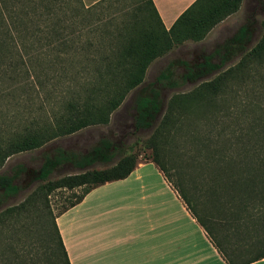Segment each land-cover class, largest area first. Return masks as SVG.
Segmentation results:
<instances>
[{
	"label": "trees",
	"instance_id": "trees-1",
	"mask_svg": "<svg viewBox=\"0 0 264 264\" xmlns=\"http://www.w3.org/2000/svg\"><path fill=\"white\" fill-rule=\"evenodd\" d=\"M108 1L86 9L81 0H0V169L13 155L40 149L88 127L109 124L111 115L126 96L143 83L154 60L186 42H201L218 24L235 14L242 3V0H196L167 31L152 0H138L130 15L131 22H125L122 16L109 19L105 25L101 23L103 20L91 21L90 24L97 26L92 29V36L85 42L74 38L81 30L76 29V33L70 30L72 24L78 22L80 26L88 22L75 16L104 10L115 2L105 6ZM118 19L122 24L116 29L114 21ZM110 24L111 31L100 35L102 28ZM261 27L262 36L252 47L253 31L248 24L208 58L193 66L184 64V82L214 72L217 75L191 91L174 95L157 130L158 138H167L165 134L170 128L180 129L176 124L181 123L179 117L183 112L191 115L195 110L202 111L198 119L202 130L195 137L204 155L194 162L208 175L203 177L211 181L206 195L211 202L214 199L213 211H204L205 215L199 216L183 190L172 183L164 164L152 159L228 264H250L264 259V104L247 98L239 104L238 91L234 89L239 84L248 88V84L260 78L263 91L249 90L247 97L251 98V92L253 96L258 92L264 101V20ZM99 45L106 52L100 57L95 54ZM215 57L216 63L212 61ZM236 58H240L238 63L224 70ZM253 67H260L261 74L252 71ZM173 68L174 63L169 64L156 82H171ZM5 85L12 87L8 89ZM227 95L235 102L223 111L220 102ZM159 97L157 90L148 96L138 95L136 130L150 127L149 118L160 111ZM20 102L30 104V109L25 106L30 110L28 116L18 109ZM33 103H36L35 110ZM228 119L230 123L226 124ZM119 155H122L121 149L106 139H101L85 154L58 149L53 157H45L38 179L47 181L64 164L79 171L57 181H47L49 191L84 188L82 195L64 212L81 202L92 189L131 174L137 164L136 157L125 154L112 164ZM97 164L111 166L92 169ZM22 170L18 166L15 174L0 175V205L18 193L19 187L14 181ZM42 192L0 212V264H27L14 248L1 247V235L9 227L13 214H26ZM56 216L50 221L52 235H47L50 261L70 264ZM229 229L235 232L236 239L227 233ZM241 230L252 233L257 242L253 255L244 260H240L245 250L239 247ZM241 236L248 238L245 234Z\"/></svg>",
	"mask_w": 264,
	"mask_h": 264
},
{
	"label": "rangeland",
	"instance_id": "rangeland-1",
	"mask_svg": "<svg viewBox=\"0 0 264 264\" xmlns=\"http://www.w3.org/2000/svg\"><path fill=\"white\" fill-rule=\"evenodd\" d=\"M110 1L113 0H109L106 5L109 4ZM114 1H116V3L109 4L104 10L93 11L85 16L80 14L75 16L79 19H85L88 22L80 26H77L78 22L76 25L72 24L70 30H74L75 33L76 29L81 30V33L75 34L74 38L77 40L80 38L79 42H85L84 40L90 37L92 29L97 27L92 23L90 24L89 22L91 21L103 20L101 23L105 25L109 23V19L122 16L121 19H125V22H131L132 18L130 15L133 9H135L138 0ZM254 1L261 2V10L260 6L254 3ZM263 20L264 0H245L242 9L221 24V26L208 38L206 43L186 42L183 45L173 48L169 53L154 61L149 66L148 71H146L143 83L126 96L122 105L111 115L109 124L88 127L72 136L51 141L40 149L11 156L0 169V175L11 176L15 174L18 166L23 167L20 176L14 181L19 187V191L16 195L11 196L0 205V212L7 207L21 205L35 193L43 191V195L32 203V206L28 208L29 210L26 214L20 216L18 213L13 214L9 227L4 234L1 235V247L8 245L11 249L14 248L17 255L25 259L27 264H51L49 241L47 237L48 234L52 235L50 221L53 216L61 213L81 196L84 188L78 187L72 190L58 188L49 191L47 181H57L62 177L77 174L79 171L74 169L70 164H64L62 167L55 170L48 177L47 181H44L38 179L40 168L45 157H53L58 149L74 154H85L96 146L101 139L111 141L122 151V155L117 156L112 164L117 162L118 159L125 154L134 155L137 163L152 161V159L156 158L164 164L172 183L183 190L187 200L192 204L195 212L199 216H204V211H213V205L215 206L213 203L214 199L212 198L213 202H211L206 195L211 181L205 179L208 178V175H205L204 170L197 167L194 162L195 159H201L204 155V150L200 149L202 145L195 137L196 135H200V130H202V123L198 121V119L202 117V111L200 110L199 112L195 110L191 115L183 112V115L179 117L181 123L176 124L180 129L173 131L170 128V131L165 134L167 138H158L157 130L161 125L167 103L174 95L191 91L202 82L211 80L217 75V72H214L206 77L184 82L182 79L183 74L186 72L184 64L193 66L197 62H201L204 57L212 55L215 48L222 45L225 40L234 35L240 26L245 24H250L251 26L253 35L250 47L254 46L262 36L263 30L261 23ZM114 22H116L114 24L116 29L122 24V20L120 19ZM109 26L110 27L106 28L103 27V30L99 34L105 35L111 31V24ZM100 41L102 40L100 39ZM100 46L102 45H99L97 47L98 50L95 51V54L99 57L106 53ZM85 53L92 54L93 51H85ZM239 59L240 58H236L235 61L227 64L224 70L237 64ZM212 61L216 63L218 59H213ZM171 63H174L171 82L168 84L157 83V77ZM254 70L259 71L261 74L262 70L260 67H253L252 71ZM42 72L46 73L49 71ZM43 73L41 74L44 75ZM248 85H250L248 88H245L246 85L243 84L234 87V89L238 91V95L236 96L238 103H244L247 98L249 100L254 99L255 102L261 101L264 104L258 92L254 96L253 92H251V98L247 97L249 96V90H255L256 88L257 91H263L260 78H257L254 83ZM5 87L11 89L12 86L5 85ZM153 90H157L160 93L159 114L149 118L151 125L148 129L136 130L134 126L136 98L138 95L148 96ZM232 95H234V92ZM231 99L230 95H227L221 100L220 107L223 111L235 102ZM27 105L30 109L29 103L20 102L18 104V109L26 115L27 112L30 111L29 109L28 111L25 109ZM32 108L34 110L36 109V103L32 104ZM1 109L2 108H0V110ZM225 123H230V119L226 120ZM109 166L111 165L97 164L93 166L92 169H104ZM204 175L205 178L203 177ZM242 231L243 230H241V232ZM227 233H231L232 239H236L234 238L236 236L234 234L235 232L232 229H229ZM236 234L239 233L236 232ZM241 234L247 235L248 238H243ZM241 234L239 238L240 243H238L240 244L239 247L245 249L240 259L244 260L253 255L257 242L255 241L256 237L251 235L252 233L249 235L242 232ZM251 236L254 237V240Z\"/></svg>",
	"mask_w": 264,
	"mask_h": 264
},
{
	"label": "crops",
	"instance_id": "crops-1",
	"mask_svg": "<svg viewBox=\"0 0 264 264\" xmlns=\"http://www.w3.org/2000/svg\"><path fill=\"white\" fill-rule=\"evenodd\" d=\"M81 1L89 9L105 0ZM195 1L152 0L167 31ZM254 3L261 10V2ZM233 15L198 43H206ZM55 221L70 264H228L152 161L137 163L125 179L92 189ZM250 264H264V259Z\"/></svg>",
	"mask_w": 264,
	"mask_h": 264
},
{
	"label": "flooded vegetation",
	"instance_id": "flooded-vegetation-1",
	"mask_svg": "<svg viewBox=\"0 0 264 264\" xmlns=\"http://www.w3.org/2000/svg\"><path fill=\"white\" fill-rule=\"evenodd\" d=\"M138 97V96H137ZM137 99V98H136ZM136 102V101H135ZM135 110H136V104H135ZM28 174V173H27Z\"/></svg>",
	"mask_w": 264,
	"mask_h": 264
}]
</instances>
